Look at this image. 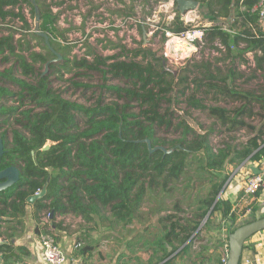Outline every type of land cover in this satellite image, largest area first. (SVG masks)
<instances>
[{
    "label": "trees",
    "instance_id": "1",
    "mask_svg": "<svg viewBox=\"0 0 264 264\" xmlns=\"http://www.w3.org/2000/svg\"><path fill=\"white\" fill-rule=\"evenodd\" d=\"M196 1L200 9H206L204 15L210 21L233 19L229 27L233 32L221 26L209 27L206 32L212 48L217 41L227 47L225 58L221 60L239 58L240 62L246 61L248 51H257L254 71L264 76V31L259 23L258 11L253 10L261 0ZM25 5L35 16L36 7L39 8L40 28L51 37L56 31L57 16L52 13L47 0H0V21L5 24L22 23L20 28L8 27L9 31L0 36V56L4 62L14 57L18 70L29 78L37 75L36 64L46 65L56 56L47 48L44 39L32 31ZM177 13L169 29L175 33L184 32L189 26L181 20L183 15L178 9ZM20 29L27 32L23 33ZM18 34L20 38H16ZM51 43L63 56L61 62L49 65L51 73L57 72L63 79L74 68L100 72L105 81L102 88L113 92L115 99L111 102L100 99L95 105L86 106L54 92L46 76H41L37 83H31L15 78L10 74L11 68L0 71V78L10 79L20 86V92L13 95L0 85V95L16 96L21 101L17 100L19 104L10 107L0 106L1 124L15 118V123L21 126V129L12 131V141L0 160V169L15 165L21 171L20 182L0 192V254L3 261L10 262L20 247L10 241L15 237V228L10 226L8 230L13 233H5L2 223L22 226L28 198L45 186L46 194L33 203L36 210L34 218L38 223L41 222L39 213L44 210L53 214L52 221L57 213L68 212L82 214L92 220L91 211L98 212L101 206L111 208L116 224L127 226L137 220L147 195L157 189L167 191L187 171L190 157L199 153L205 157V168L218 171L214 175L218 181L213 183L208 196L201 202L202 211L196 214L195 220L164 217L171 220L170 225L165 226L164 238H182V242H186L194 232L200 231L201 221L207 217L212 206L211 213L220 211L223 218L230 221L229 238L239 227L240 216L236 204L218 199L227 180V177L219 175V171L228 162L264 158V122L257 128L246 121L255 115L256 106L260 109L258 115L264 120V87L258 90L240 89L236 82L243 75L235 65L224 71L209 60L190 64L175 74L172 69L167 70L164 59L146 43L132 51L121 46V53L108 57L92 54V60L87 57L70 59V47L56 43L52 38ZM231 46L235 48L231 49ZM36 47L40 50L37 51ZM119 47L112 44L110 49ZM110 76L125 79L128 85H108L106 82ZM209 97L214 101L239 102L240 106L233 110L217 104L210 106L206 103ZM27 98L40 105L42 110L24 109ZM176 104L187 106L177 124L174 123ZM191 110L208 112L229 131L247 127L255 135L240 147L226 145L215 152L208 143V134L199 133L186 120L185 115ZM78 115L83 118L78 119ZM173 127L181 131L180 136L170 141L158 137L159 128ZM145 139H149L153 147L162 146L172 152L165 154L158 149L151 153L147 143L142 141ZM49 142L52 143L49 149L44 150ZM260 195L259 191L254 196L256 204ZM253 209L256 211L258 206L254 205ZM50 225L54 231L67 232L62 224L54 222ZM164 251L162 260L170 254L166 248Z\"/></svg>",
    "mask_w": 264,
    "mask_h": 264
},
{
    "label": "rangeland",
    "instance_id": "2",
    "mask_svg": "<svg viewBox=\"0 0 264 264\" xmlns=\"http://www.w3.org/2000/svg\"><path fill=\"white\" fill-rule=\"evenodd\" d=\"M174 1V0H173ZM47 3L51 7V11L57 16L55 23L56 31L55 35H62L68 37L66 40H57L51 37L56 43L70 47L71 52L70 59L74 57L84 58L88 55V60H92V54H99L102 56H112L113 54L121 53V48L112 50L106 49L105 45L110 42L104 43L102 37L108 39L104 20L107 16L110 20L120 19L124 22L123 26H126V36L124 43L127 50H135L140 48L143 43L147 44V47L152 49L159 56H163V49L167 42V36L162 33L164 28L172 27L170 24L173 22L170 19L172 12L177 6L174 1V7L171 6V0H109L104 1L105 12H97L93 14L94 10L99 8L100 3H92L91 0H47ZM61 4V5H60ZM25 14L32 26V31H35L36 25L41 27L42 20H36V16L31 13V8L25 5ZM206 9H200L198 7V17L191 23L190 28H195L207 24L210 20L206 18ZM205 14V15H204ZM132 18L138 19L137 37L132 33L133 25L135 24ZM17 21L4 24L0 26V36L4 35V32L9 31L8 27L16 26ZM232 20H225L224 25L230 27ZM14 28V27H13ZM41 29V28H40ZM170 30V29H169ZM96 32L97 34H94ZM110 40V39H109ZM117 41H119L116 38ZM35 44V41L33 42ZM123 46V47H124ZM39 51L40 48L36 47ZM213 48L208 43L207 49L203 50L199 57H194L186 64L172 68L174 72H179L181 69L186 68L188 65L195 62H201L202 60H209L222 68L224 71L235 65L237 71L243 75V78L239 79L236 83L240 89L244 90H258L264 87V76L261 72L255 73V68L248 67L246 61H241L239 58H235L233 61L225 58V54L219 53L213 55ZM44 52V50H43ZM138 59V58H137ZM139 59H141L139 57ZM247 60V58H246ZM238 61V63H237ZM61 62H54L59 63ZM169 67V66H168ZM10 74L15 78L24 79L31 83H37L41 76H46L51 81L50 86L54 92L59 93L62 97L71 100L72 102H78L86 106L95 105L98 100L102 99L105 102L114 101L115 95L113 92L103 89L105 84L102 73L96 71H89L86 68H74L70 73H66L63 79L59 78L57 72H52L50 67L46 65L36 64V76L24 77L16 67V59L12 57L10 61L4 62L2 56H0V71L10 70ZM170 68V67H169ZM40 73L42 75H40ZM256 76L255 78H251ZM194 77V74L191 76ZM251 78V79H250ZM108 85L127 86L128 81L125 79H115L111 76L108 77L106 82ZM0 85L6 87L9 91L16 95L20 92V86L14 83L12 80L0 78ZM91 87H86V86ZM12 101L6 99L4 102L2 97L0 98V104H4L7 107L18 105V98L12 97ZM18 102L21 103L20 100ZM206 103L210 106L219 105L227 109L233 110L240 106L239 102L231 101H214L210 97L206 100ZM24 109L34 108L37 112L42 110L40 105L31 102L28 98L25 100ZM134 104V110L136 109ZM177 113L175 124L180 120V117L184 115V111L187 109L186 104L175 105ZM259 107H255V115L247 118L246 121L250 126L259 128L263 124L264 120L258 115ZM186 116V120L201 134H208V143L217 152L219 149L224 148L226 145L240 147L243 143H246L255 132H252L247 127L239 128L234 131H229L227 127H222L218 119L210 116L206 111L191 110ZM83 118L82 115H78V119ZM1 121V118H0ZM84 126L83 122H81ZM14 129H21V126L15 123V118L9 119L7 124H0V137L6 141V146L12 141V131ZM181 131H177L176 127L171 129L159 128L157 134L159 138L167 139L168 141L180 136ZM191 163L189 164L187 171L183 174L182 178L177 182L170 185L167 191L157 189L150 192L145 203L142 205L141 211L138 214V218L131 225L124 226L123 224H116L112 217L111 208H103L99 206L98 212H92L91 216L94 218L89 220L84 215H75L71 212L55 215V219L51 224H62L63 229L66 228L68 234H78L77 240L86 244L87 238H164L166 234L165 226L170 225L171 220H166V216H176L183 221L195 220L196 214L200 213L202 204L201 202L208 196L213 183L218 181L215 178V173L218 171H209L204 167L206 161L202 153L193 155L190 157ZM220 172V171H219ZM215 175V176H214ZM226 177V175L224 176ZM218 199L222 198L220 193ZM245 196V195H244ZM255 198L250 202L247 200L237 210L240 216L239 222L245 223L260 218L264 215V211L259 207V202H254ZM31 204V203H30ZM257 205L258 209L254 211L253 206ZM213 206L210 209L207 217L201 221L200 231L194 232L192 236L194 238H202L201 232L206 229L207 226L212 225L211 215ZM49 210H44L39 213L40 220L48 213ZM36 210L30 207L29 213L27 210L24 216V221L35 217ZM215 213V212H213ZM214 216V214L212 215ZM35 218H33L34 220ZM36 225H38V222ZM215 218V227L213 230L219 233L220 236L228 237V224L224 225L223 229L221 220ZM238 222V224H239ZM47 230H52L54 234L57 232L53 230L51 225L46 226ZM201 236L199 237V235ZM57 236V234H56ZM132 241H129L128 249L131 253L138 252V243L132 246ZM116 243V242H115Z\"/></svg>",
    "mask_w": 264,
    "mask_h": 264
},
{
    "label": "crops",
    "instance_id": "3",
    "mask_svg": "<svg viewBox=\"0 0 264 264\" xmlns=\"http://www.w3.org/2000/svg\"><path fill=\"white\" fill-rule=\"evenodd\" d=\"M4 24L0 21V26H4ZM15 25L20 28L22 23L17 22ZM21 32L27 31L22 30ZM20 37V34L16 35V38ZM252 52L259 54L257 51ZM235 65L237 64L235 63ZM255 162L250 158L240 163L228 162L224 169L219 172L221 177L225 175L227 177L220 191L221 199L236 204L237 210L247 201V196L243 192V184L251 171L255 170ZM258 201L259 207L264 211V191L261 192ZM30 207L35 209L34 205L29 203L27 206L28 213ZM213 214L214 216H212ZM209 216L212 225L209 224L201 232V234L203 233L202 238H189L186 242H182V238H119L120 240L117 241V238H96L93 236L87 238L86 244L83 246V243L77 240L78 234L70 235L65 231H55L64 252L77 257L81 264H220L222 253L227 248L229 238H224L213 230L215 218L217 217V224L218 220H221L224 230H226L224 227L226 224H228L227 229L229 228L230 221L223 218L220 211H215ZM33 218L26 219L22 226L16 225V223H2L5 233H13V231L8 230V227L15 228V237L10 241L20 247L19 250H16V256L10 259L9 263L26 261L31 264H47L38 240L39 227ZM131 240H133L130 244L132 246H136L138 243V252L134 255L128 249ZM77 242H81L82 246L74 249ZM164 248L170 254L162 260L165 254ZM245 260H249L250 264H264V231L255 234L246 241L241 264H244Z\"/></svg>",
    "mask_w": 264,
    "mask_h": 264
},
{
    "label": "built area",
    "instance_id": "4",
    "mask_svg": "<svg viewBox=\"0 0 264 264\" xmlns=\"http://www.w3.org/2000/svg\"><path fill=\"white\" fill-rule=\"evenodd\" d=\"M104 1L106 0H91L92 3L98 4L100 3L101 6L97 10L93 11V14L95 15L97 12H105V5ZM113 1V0H109ZM171 6L174 7V1L171 0ZM253 10L258 11L259 13V23L264 31V0H261L258 5H256ZM198 9L196 10H190L183 14L181 17V20L184 21V23L188 26L193 23L197 17ZM177 10L175 9L170 19L174 22L175 18L177 17ZM131 20L134 21V25L132 28V33L135 37H137V26H138V19L132 18ZM125 22V21H124ZM124 22H122L120 19H113L110 20L109 18H105L104 23L106 26V30L108 32L107 37L108 39H105L102 37V40L104 43L110 42L108 45H105L106 49L110 50V46L112 44H115L117 46L123 47L124 45L121 44L124 43L125 39H127L126 36V26H123ZM172 22V23H173ZM171 23V24H172ZM170 24V25H171ZM212 26H221L224 30L233 32L232 29L224 25L223 21H209L207 24L195 28H188L184 32L175 33L168 28H164L162 30V33L167 36V42L165 44V47L163 49V56L164 63L166 67L169 69L175 68L177 66H181L183 64H186L188 61H190L194 57H199L201 55L203 50L207 49L208 46V40L206 36L207 29ZM94 34H97L96 32H93ZM57 40H66L68 37L62 36V35H55L53 36ZM116 38L119 40L117 41ZM110 39V40H109ZM241 47H245L244 44L240 45ZM126 48V46H124ZM234 46H231V49H234ZM215 50L213 52V55H218L219 53L225 54L227 53V47L223 45L221 42L217 41L215 43V47L213 48ZM119 54V53H118ZM114 55V54H113ZM87 59L90 56H86ZM161 57V56H160ZM246 64L248 67L256 68V59H255V53L252 51H249L245 54ZM173 70V69H172ZM254 169H258L259 173H254V171L250 173V175L246 178L243 184V192L244 194L249 198L250 202L254 199V196L260 191H264V158L256 161L254 163ZM253 170V169H252ZM41 191H37L35 194L40 193ZM259 202V201H257ZM51 217H53V214L48 212L44 217L42 218L41 222L38 223L39 231H38V240L43 252L44 260L47 264H81L77 257L68 255L64 250L61 248L58 240H56V234L52 232V230H47L46 226L51 224ZM192 236V238H194ZM82 246L81 242H77L74 245V249L80 248ZM228 251L229 246L227 245L226 250L222 253L220 264H227L228 260ZM0 264H31L26 261H15V262H5L3 261L2 255L0 254ZM244 264H250L249 260H245Z\"/></svg>",
    "mask_w": 264,
    "mask_h": 264
},
{
    "label": "water",
    "instance_id": "5",
    "mask_svg": "<svg viewBox=\"0 0 264 264\" xmlns=\"http://www.w3.org/2000/svg\"><path fill=\"white\" fill-rule=\"evenodd\" d=\"M177 4L178 11L183 15L190 10H196L199 7V2L196 0H174ZM36 20H40L39 8L36 7ZM35 33L44 39L47 48L56 56L46 64L48 69L49 65L53 62H58L63 59V56L56 51L51 43V37L47 32L40 29L39 25H36ZM165 65V63H164ZM168 71H172L167 68ZM174 72V71H173ZM176 74V72H174ZM147 143L148 149L151 153L161 149L165 154L172 152V150H167L162 146L153 147L149 139L142 140ZM52 143L49 142L44 150L49 149ZM5 153V145L2 138H0V159ZM34 154V152H32ZM254 173H259L258 169L254 170ZM21 179V171L17 166H10L0 171V192L7 190L14 185L18 184ZM46 194V186L41 190L40 193L34 194L28 198V203L33 204L36 200L42 198ZM219 197V196H218ZM264 231V217H260L254 221L245 223L244 221L239 222V227L236 228L229 235V251L227 264H241L243 249L246 241L254 236L255 234Z\"/></svg>",
    "mask_w": 264,
    "mask_h": 264
},
{
    "label": "flooded vegetation",
    "instance_id": "6",
    "mask_svg": "<svg viewBox=\"0 0 264 264\" xmlns=\"http://www.w3.org/2000/svg\"><path fill=\"white\" fill-rule=\"evenodd\" d=\"M2 97V99H3V101L5 102L6 101V99H8L9 98V100H11L12 101V97H15V96H8V95H6V94H2V96L0 95V98ZM2 104H0V106H1ZM1 124V123H0ZM2 125V124H1ZM0 138H2V137H0ZM5 138V137H4ZM4 138H2L3 139V141H4V145H5V152H6V141H5V139ZM5 154V153H4ZM1 160V159H0ZM12 166H15V165H12ZM10 167V166H9ZM8 168V167H7ZM5 169V168H4ZM4 169H0V171H2V170H4Z\"/></svg>",
    "mask_w": 264,
    "mask_h": 264
}]
</instances>
